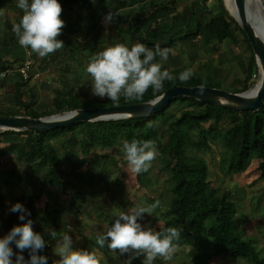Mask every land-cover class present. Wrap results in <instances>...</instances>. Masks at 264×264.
Segmentation results:
<instances>
[{
    "label": "crops",
    "instance_id": "crops-1",
    "mask_svg": "<svg viewBox=\"0 0 264 264\" xmlns=\"http://www.w3.org/2000/svg\"><path fill=\"white\" fill-rule=\"evenodd\" d=\"M149 1L150 0H82L79 5L64 8L61 19L65 22V26L58 39L64 42L65 47L58 50L55 54L41 59L34 53L29 54V50L21 48L16 39L2 46L0 51L6 50L5 48H13L14 50V46H16L17 52L15 54L9 52L5 55V58H3L4 63L7 62V69L9 70L5 77H0V91L4 87H10V84L6 82L11 81L12 84L14 75L16 76L18 74L16 68L28 55L32 63L27 68L28 79L25 80V85L21 87V101L29 102V94H31L32 104L30 108L32 110L36 112H52L54 98L62 100L69 94L76 95L80 101L86 98L99 101L102 99L91 95L90 79L84 73V68L91 56L116 43H123L129 47L135 43L144 44L146 41L164 43L168 39L180 37L188 31L194 32L192 37L175 42L173 44L174 50H177L178 47L184 43L193 42L195 38L204 35L212 39V47L211 44L209 46L210 50H212V72H217L219 69V72H217L215 76L219 75L220 69L227 70L230 68L231 61L226 56L225 50L230 47L228 45V40H232V35L230 38H225L218 42L204 31L199 32L202 24L207 21L209 13L214 15L222 12L223 9H228L230 0H172L176 4L175 9L170 11H155L146 22L140 24L138 20L147 16L153 9L148 5ZM223 1L225 4H223ZM204 10L208 11V17L204 14ZM128 11L130 18L126 14ZM171 11H173L174 14ZM109 12L118 15L114 23L105 25L103 20ZM180 12L185 14L184 18L181 16L179 17ZM126 19L133 27L131 31L132 39L129 38L126 30L122 31L119 35H116L115 32V26L121 28L126 27L124 26ZM3 21L6 23L1 24L0 30L4 38L0 40V43L8 40V29L5 25H13L15 23L13 21L8 22L7 19H3ZM3 30H5V33ZM134 33L137 37L134 36ZM125 35L127 36V40ZM173 46L169 48L172 51ZM172 51L170 52L168 60L163 62V67L170 73H172V69L177 66V64L174 63L177 61L179 63L178 59H181L180 55L179 58L178 56L173 57ZM207 53L208 51L206 54ZM56 58L59 59L58 62H56ZM157 62H159V58H157ZM167 64H170V69H168ZM15 65L17 66L14 67ZM205 70H207V66ZM9 73L12 79L9 77ZM204 73L212 75V73L206 71ZM201 74L203 73H198V75L193 76H199ZM220 77H216V79ZM176 79L179 78L176 77ZM10 88L13 90V87ZM11 99L13 100L12 94ZM16 109L19 110L17 107ZM4 112L12 113L10 111ZM14 114L21 115L15 112ZM58 138H60V143L65 142L68 145H64L63 148V146L58 143V148L56 147L61 153L58 155L61 161L60 171L56 173V181L59 183L56 182L55 184L54 179H52V183L40 186V180H43L47 173L46 168L43 167L45 169L44 174L39 175L37 181L39 188L35 191H26L28 194L25 195L20 194L12 205L16 204L19 200V203L27 208V201L30 200L28 199L29 193H36L34 200H30L29 203L34 213L37 214L36 217L38 218V214L39 216L41 215L40 230L36 233L44 236L46 245L38 254L47 256L48 264H52L53 260L59 259V257L55 256L53 249L57 243L61 241L64 233H68V235L71 236L74 249L94 251L100 258L101 264H124L127 258L126 256H121L118 252L109 251L106 245L100 248L99 245L95 243V238L98 235L106 233L108 227L119 212H127L134 206H147L160 200L161 194L155 191L153 185L155 181L152 183V181L148 180V178H151L149 174L150 170L152 171V167L148 172L137 175L129 170L126 160L122 165L120 164L121 166L119 168H116L117 162H113L111 156L95 154L97 150L100 149L113 148L116 151L117 148L122 147L123 141L126 140L124 137L117 138L113 146L105 148L96 147L93 144H87L82 148L77 138L73 137L69 132L58 131L56 139ZM5 140L7 141L5 142ZM15 140L17 139L13 136H10V138L3 136L0 147H4L8 145L10 141ZM118 144H120V146ZM69 148H74L76 150L70 152ZM12 152L14 153V150L10 149L7 152L1 153L0 159L2 160L4 157L9 159V157L12 156ZM155 160L157 164H160L157 158ZM251 160L248 166L252 164V167L255 169L258 160ZM16 161L21 162L19 160ZM154 161L152 166L156 164ZM159 168L160 167H158V170ZM10 170L11 169H0L2 175H5L4 182H6L7 176L12 174ZM114 170L119 172V177L116 175L110 177ZM117 172H115V174H117ZM36 173H38V170ZM23 174L28 175V172L23 170ZM252 175L257 176L255 172L252 173ZM152 176L155 177V174ZM16 178L19 179V176H16ZM30 180L31 179H29V181ZM26 185H28V183H26ZM244 189L248 194L251 188L248 190L246 188ZM252 194L254 193L252 192ZM252 194L248 195L249 198L255 197L251 196ZM237 199L238 198L232 200L229 193L228 200L232 203V208L235 211V215L232 218L234 226L242 232L244 238L251 240L256 251H264V248L261 246L264 240L256 239L254 233L251 231V229L254 231L256 230L255 224L258 223L256 219H259V216L250 215L248 213L250 207L249 209H243L242 214H244V216L237 214L235 207V203L239 201ZM157 210L158 209L150 216L145 214L144 219L140 221V223L145 227L152 228V220L157 215ZM9 215L10 214H8V216L5 215L6 218H8ZM14 226H17V223L14 224L12 228ZM53 230L57 233L55 239H52L49 235L50 231ZM18 251L19 250H17V252ZM24 252H27V256L29 257L28 251L25 250ZM27 256H24L26 260L29 259ZM141 259L134 260L133 264H141ZM238 261H234L221 253H213L207 262L208 264H236ZM162 263L163 261L161 260L155 261V264ZM189 264L191 263L189 262Z\"/></svg>",
    "mask_w": 264,
    "mask_h": 264
},
{
    "label": "trees",
    "instance_id": "trees-1",
    "mask_svg": "<svg viewBox=\"0 0 264 264\" xmlns=\"http://www.w3.org/2000/svg\"><path fill=\"white\" fill-rule=\"evenodd\" d=\"M13 1L8 0V3ZM59 2L64 9L79 5L82 0H59ZM148 5L153 9L147 16L138 20L140 24L146 22L155 11H170L176 7L172 0H150ZM180 16L184 18L185 14L180 12ZM126 23L128 25L125 28L115 26L116 35L126 30L129 38L132 39L133 27L127 22V19ZM232 26L237 27L242 33L249 52L244 70L245 84L240 90L244 91L249 88L246 83L253 75V71H257V66L241 27L223 9L218 14L209 13L207 21L202 24L200 30L220 42L225 38H230ZM5 27L8 29V40L0 43L1 46L16 39L11 31L12 25L6 24ZM193 34L194 32L188 31L180 37H172L164 43L146 41L144 45L153 49L156 45L161 48H171L175 42L189 39ZM6 63L0 61V70L8 68ZM201 76L210 78L207 73H203L199 76L192 75L186 82H181L179 79L165 81L163 89L156 96L162 94L165 89L173 84L214 87L209 80L207 83H203ZM23 85H25V80L19 74L14 76L12 98L14 105L19 109L17 114L28 117H44L79 108L114 105L107 98L95 101L96 103H92V105H85V102L80 101L76 95L69 94L62 100L54 98L52 113L47 111L36 112L30 108L32 104L31 94H29V102L21 101V87ZM156 96L149 89L142 100L126 101L122 98L118 105L144 102ZM173 104L185 105V108L180 110L177 115H173L172 119H168L166 110ZM20 111L21 113H19ZM0 114L15 115L4 111H0ZM159 123L165 124V131L162 134L159 148V153L164 159L161 160L163 165L159 171L164 172L167 176L166 183L169 196L168 204L161 210L159 207L157 208L158 213L152 220L153 230L161 231L170 226L181 229L180 240L176 243L178 247L181 245L190 247L191 250L188 255L191 264H208L207 261L213 253H221L234 261L244 260L251 264H264V258L258 255L251 240L244 238L242 232L234 226L232 218L235 211L232 208V203L228 200L230 192L222 190L218 193L216 188L209 187L207 164L200 155L195 153V151L210 150V143L217 145L221 149V153L225 154L224 173L227 175L244 172L250 160L257 159L255 173L258 178L264 179V99L262 106L256 110L238 111L189 97L178 96L172 98L162 109L151 113L149 116L77 122L63 128H56L54 132H69L73 137L74 134L79 133L77 141L82 148L87 144L105 148L113 146L119 137H124L129 141L133 138L154 141L157 139ZM222 123H226V126L222 127ZM191 132L196 133L195 138L190 136ZM3 136H9V138L13 136L17 140L10 141L8 145L0 147V154L13 149L16 160L35 167V173L39 167L46 168L47 173L43 180H40V186L52 183V179L56 184V173L60 171L61 161L58 158L57 148L55 150L53 146L46 143L48 137H45L43 131L0 130V142ZM54 136L57 138V133ZM60 144L63 148L64 145L68 146L65 142ZM28 196V199L34 200L36 193H29ZM29 201H27L26 209L30 212V216H26L25 221L19 220L17 226L25 223L27 219H31L33 231L38 232L41 216L36 217L37 214L32 210ZM16 203H19V200ZM9 214V217L16 215L14 212ZM9 217L3 218L0 214V222H7Z\"/></svg>",
    "mask_w": 264,
    "mask_h": 264
},
{
    "label": "clouds",
    "instance_id": "clouds-1",
    "mask_svg": "<svg viewBox=\"0 0 264 264\" xmlns=\"http://www.w3.org/2000/svg\"><path fill=\"white\" fill-rule=\"evenodd\" d=\"M17 7L23 14L12 25L11 31L21 48L43 59L65 47L64 42L58 39L65 26L61 19L63 9L59 0H17ZM117 15L107 13L103 23H114ZM170 52L169 48L156 45L153 49L143 43H135L130 47L116 43L104 48L91 56L84 68L85 75L90 79L91 95L107 98L114 105H118L122 98L126 101L142 100L149 89L156 96L163 89L165 81L176 79L163 68V62L168 60ZM192 75V69L188 68L178 78L186 82ZM152 103L154 105L156 101ZM120 151L124 154L129 170L137 175L148 172L159 155L154 141L136 138L124 140ZM159 206L160 201L157 200L147 206L138 205L127 212H119L106 233L95 238V243L100 248L106 245L109 251L126 256L124 264H133L134 260L141 258V264H155L157 260L167 264L177 251L176 242L180 240L181 229L170 226L154 231L140 223L145 214L152 215ZM10 211L20 213L21 221L30 216V212L20 203L12 205ZM32 223L31 219H27L0 238V264H48V257L38 254L44 249L46 241L43 235L33 231ZM49 235L55 239L57 233L53 230ZM13 243L18 252H14L10 246ZM25 250L29 253L27 260L23 255ZM53 252L59 259L53 260L52 264H101L94 251L74 249L68 233L62 235Z\"/></svg>",
    "mask_w": 264,
    "mask_h": 264
},
{
    "label": "rangeland",
    "instance_id": "rangeland-1",
    "mask_svg": "<svg viewBox=\"0 0 264 264\" xmlns=\"http://www.w3.org/2000/svg\"><path fill=\"white\" fill-rule=\"evenodd\" d=\"M258 1L260 4L262 0H258ZM223 4H225L224 1H223ZM225 10L229 16L233 17L232 15L233 5H232L231 0L228 3V9L226 8ZM204 11L205 13L204 12L203 13L208 17L207 15L208 11L207 10H204ZM259 13H260V16L262 17L261 8H259ZM22 14H23L22 10L17 7V0H14L11 3H8V0H1L0 26L1 24L6 23L3 21V19H7L8 22L13 21L17 23L20 17L22 16ZM126 14L130 18L129 11ZM127 25L128 23L124 24V26H127ZM201 31L202 30H199V32ZM3 32L5 33V30H3ZM1 34L2 33L0 30V40L4 38V36ZM134 36L137 37L135 33H134ZM126 40H127V36H126ZM228 43L230 47H228L229 50L228 49L225 50V54H227L226 56L231 61L230 68H228L227 70L220 69L221 71L220 73H218L219 74L218 76H215V75L217 74V72H219V69L217 72L215 71L212 72V50H210V47H209L210 44L212 47V39H210V37L201 35V37L195 38L193 42H186L183 45L179 46L178 49L176 47L177 50H174V46H173V51L171 50L172 56L173 57L178 56V58H179V55L181 56V59H178L179 63L178 61L174 63V64H177V66H175L176 68L172 69L173 76L179 77V74L188 68L192 69L193 75H198V73L200 74L206 71V72L212 73V75H209L208 77L210 78L208 79L201 76V81L203 83L205 82L207 83V80H209L210 82H212V86L224 89L229 92L242 90L243 89L242 86L243 84H245L244 69L246 66V61H247L249 52H248V48L246 46L242 33L235 26H232V40L230 41L229 39ZM14 48H15L14 50L13 48L12 49L5 48L6 50L0 51V61H4L3 58H5V55L8 54L9 52L10 53L12 52L13 54H15L17 52L16 50L17 47L14 46ZM1 49H2V46L0 44V50ZM207 51L208 53L206 54ZM58 60L59 59L56 58V62H58ZM216 62H217V59H216ZM17 65H15L14 67H16ZM206 66H207V70H205ZM167 67L168 69H170L169 68L170 64L169 65L167 64ZM252 74L254 75V77L251 75L249 78V81L246 83V85H249L250 92L257 86V83L259 81L260 77L258 74V68H257V71L254 70ZM8 75L11 78V74L9 73ZM216 77H220V78L216 79ZM6 83L10 84L9 86L12 87L11 81L6 82ZM10 87H4L0 91V111H10L12 113L15 112L17 114L19 110H17L14 103H12L13 101L11 99L12 88ZM82 101L85 102V105H90V104L92 105V103H96L92 98H86V99H83ZM184 108H185V105L184 106L176 105V104L171 105V107H169L166 110L168 119H172L173 115L174 116L177 115L179 111ZM48 113H52V112H48ZM164 125L165 124H161V123L158 124L157 139L154 140L156 147L158 149V153H159V148L161 146L162 134L165 131ZM204 125L206 126V124ZM225 126H226V123H222V127H225ZM54 129L56 128L47 129V130H44L43 132L45 134V137L46 136L48 137L46 143H49L56 150V147L58 148L59 140H57L56 136H54L57 133V132H54L55 131ZM190 136L192 138H195L196 133L191 132ZM6 137L8 138L9 136H6ZM74 137L79 138V133L74 134ZM3 139H6V138H3ZM6 141L7 140H5V142ZM118 145L120 146V144ZM209 145H210V150H207L205 152L195 151V153L200 155L207 164V168H208L207 180L209 182V187L216 188L217 190L216 192L218 193L222 190L228 189L230 191V197H232V200H236V198H238L237 200L239 201L236 202L237 204L235 203V207L237 210V214H241V216H244V214H242L243 209H249L250 207V210L248 213L252 216L253 215L259 216V219L258 218L256 219L258 220V223L255 224L256 230L254 231L251 229V231L254 233V236L256 239L264 240V179H260L257 176L252 175V173L255 172V169L252 167L253 166L252 164H250L251 166L246 167L245 171L242 173L232 174V175L225 174L224 173V162L226 159L225 154L221 153V149L217 145H213L212 143H210ZM120 149L121 148H117L116 151L113 148L100 149V150H97L95 154L111 156L112 161L117 162L116 168H119L122 165V163L125 162L124 154L120 151ZM75 150L76 149L74 148H69L70 152L75 151ZM102 153H105V154H102ZM57 154L58 155L61 154L59 150ZM11 155L12 156L9 157V159H6L5 157L2 158V160L0 159V169L1 168L11 169L10 171H12L11 172L12 174L7 176L6 182H4L5 175L3 176L2 172H0V203H1L0 214L3 218H6V216H8V214L10 213L11 205L13 204L14 200L17 199V197L20 194L25 195V194H28L26 193V191H31V190L35 191L39 188V185L37 183L39 179L38 177L39 175L44 174V170H45L43 167H39L38 173H35V169L33 166L31 167L23 161L21 162L16 161L15 154L13 152ZM162 158L163 156L159 153V155L157 156V159L160 162V164H157L156 160L154 161V163L156 164H153L151 168L152 171L150 170V174H149L151 178H148V180L152 181V183L155 181V184H153L155 187V191L161 194L160 196L161 204L159 206L160 210L163 209V207H165L168 204L167 200L169 196L168 186L166 183L167 176L165 175L164 172H161V171L159 172L160 168L158 170V167H162L163 165L161 161ZM251 161H254V159ZM23 170L28 172V175L26 174L24 175ZM115 172L117 171L114 170L113 174L110 175V177H112L113 175H116L117 177H119V172H117V174H115ZM153 174H155V177L152 176ZM16 176H19V179H17ZM29 179L31 180L29 181ZM26 183H28V185H26ZM244 188H246L247 190L251 188L250 191H248V194ZM252 192L254 194H252ZM250 194H252L251 196H255V197L249 198L248 195ZM19 215L20 213L17 212L15 216L9 217L7 223L0 222V238H3L4 236H6L10 232L9 230L12 229V226L20 220ZM40 216L38 214V218ZM10 246L13 248L14 252H17L18 249L16 248L14 243ZM261 246L264 248V241L262 242ZM190 250L191 249L188 245H185V246L181 245L177 249L174 255V258L171 261H168L167 264H183V263L189 264V255L187 254V252H190ZM257 253L259 256L264 258V251L257 250ZM23 255L26 257L27 252L26 253L24 252ZM27 258L29 257L27 256ZM13 260H15V256H13ZM162 264H165V262H163ZM236 264H249V263L242 260V261H238Z\"/></svg>",
    "mask_w": 264,
    "mask_h": 264
},
{
    "label": "water",
    "instance_id": "water-1",
    "mask_svg": "<svg viewBox=\"0 0 264 264\" xmlns=\"http://www.w3.org/2000/svg\"><path fill=\"white\" fill-rule=\"evenodd\" d=\"M236 15L234 21L241 27L254 55L255 64L258 68L260 82L253 95H250V88L241 92H229L217 87L203 85L184 86L170 85L164 92L153 99L128 103L121 105H109L103 107L79 108L61 114L45 117H28L24 115H2L0 114L1 130H29L41 132L47 129L63 128L77 122L121 119L126 117H145L159 111L172 98L178 96L189 97L195 100L204 101L229 107L238 111L256 110L262 106L264 99V35H257L253 25L248 21L246 15V0H233ZM261 22L263 21L264 31V0L261 1ZM156 101L153 105L152 101Z\"/></svg>",
    "mask_w": 264,
    "mask_h": 264
},
{
    "label": "bare ground",
    "instance_id": "bare-ground-1",
    "mask_svg": "<svg viewBox=\"0 0 264 264\" xmlns=\"http://www.w3.org/2000/svg\"><path fill=\"white\" fill-rule=\"evenodd\" d=\"M232 5H233V11H232V15L234 18H237V13L235 10V6L233 3V0H231ZM261 4V3H260ZM259 1L258 0H246V15L248 18V21H250V23L253 25V28L255 29V32L257 35H264V31H263V21L261 22V16L259 13V8L260 7ZM260 79V78H259ZM260 80L257 83V86L259 84ZM257 86L250 92V95H253Z\"/></svg>",
    "mask_w": 264,
    "mask_h": 264
},
{
    "label": "built area",
    "instance_id": "built-area-1",
    "mask_svg": "<svg viewBox=\"0 0 264 264\" xmlns=\"http://www.w3.org/2000/svg\"><path fill=\"white\" fill-rule=\"evenodd\" d=\"M32 63L31 58H29V56L27 55L24 60H22L20 62V64L18 65V67L16 68L17 73L19 74V76L24 79L27 80L28 79V75H27V68L29 67V65ZM9 69H5L0 71V77H5L6 73L8 72ZM254 77V75H252Z\"/></svg>",
    "mask_w": 264,
    "mask_h": 264
}]
</instances>
